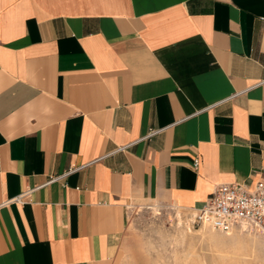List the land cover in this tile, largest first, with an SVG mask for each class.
<instances>
[{"label": "crops", "instance_id": "crops-1", "mask_svg": "<svg viewBox=\"0 0 264 264\" xmlns=\"http://www.w3.org/2000/svg\"><path fill=\"white\" fill-rule=\"evenodd\" d=\"M257 180L264 0H0V264H110L131 205Z\"/></svg>", "mask_w": 264, "mask_h": 264}, {"label": "rangeland", "instance_id": "rangeland-1", "mask_svg": "<svg viewBox=\"0 0 264 264\" xmlns=\"http://www.w3.org/2000/svg\"><path fill=\"white\" fill-rule=\"evenodd\" d=\"M193 216L164 203L131 205L110 264H264V235L245 228L221 233Z\"/></svg>", "mask_w": 264, "mask_h": 264}, {"label": "built area", "instance_id": "built-area-1", "mask_svg": "<svg viewBox=\"0 0 264 264\" xmlns=\"http://www.w3.org/2000/svg\"><path fill=\"white\" fill-rule=\"evenodd\" d=\"M161 130L151 128L144 138H150ZM199 163V157L195 156L193 168L197 169ZM71 170L51 180L60 179ZM41 186L27 189L11 200L22 203L31 191ZM193 218V223L202 224L221 233L245 228L264 235V181L257 180L251 185L236 181L217 184L205 202L196 209Z\"/></svg>", "mask_w": 264, "mask_h": 264}]
</instances>
